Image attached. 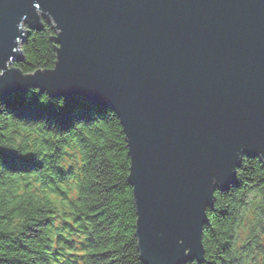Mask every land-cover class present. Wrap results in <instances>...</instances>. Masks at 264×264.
Returning a JSON list of instances; mask_svg holds the SVG:
<instances>
[{"label":"water","instance_id":"1","mask_svg":"<svg viewBox=\"0 0 264 264\" xmlns=\"http://www.w3.org/2000/svg\"><path fill=\"white\" fill-rule=\"evenodd\" d=\"M44 20L55 67L25 74ZM0 71V96L39 87L117 113L144 264L202 262L216 192L241 156L264 163V0H0Z\"/></svg>","mask_w":264,"mask_h":264},{"label":"trees","instance_id":"2","mask_svg":"<svg viewBox=\"0 0 264 264\" xmlns=\"http://www.w3.org/2000/svg\"><path fill=\"white\" fill-rule=\"evenodd\" d=\"M55 36L47 20L41 29L31 30L21 46L23 62L15 67L25 74L52 70ZM31 88L0 98L14 114L0 113V264H49L54 209L61 212L60 237L73 239L70 235L87 231V264H144L136 237L128 142L117 113L81 95L63 97L61 108L41 104L39 95L29 97ZM20 118H46L49 123ZM215 196L203 233L204 259L194 264H264V247L254 235L264 233L262 160L243 158L235 181Z\"/></svg>","mask_w":264,"mask_h":264},{"label":"clouds","instance_id":"3","mask_svg":"<svg viewBox=\"0 0 264 264\" xmlns=\"http://www.w3.org/2000/svg\"><path fill=\"white\" fill-rule=\"evenodd\" d=\"M53 25H55V21H53ZM57 33H58V35H59V33H60V30L59 29H57V31H56ZM8 67L10 68V69H12L9 65H8ZM3 75V72L2 71H0V76H2ZM36 90H38V91H36ZM33 94H37V95H39V102L41 103V104H47V103H49V102H51V103H53V104H55L56 105V107L57 108H61V107H63L64 106V103H65V99L63 98V97H59V98H53V97H51V96H49V94H48V92H44L43 94H41L40 93V88L39 87H37V88H31L30 90H29V93H28V95H29V97H31ZM42 97H44L45 99H42ZM4 112H8V113H11V112H9L8 111V108H7V105L5 104V103H3V102H0V113H4ZM11 114H13V113H11ZM112 114H114V113H112V112H109L108 113V116L109 115H112ZM14 115V114H13ZM21 119V118H20ZM21 120H24V121H30V122H33L34 124H40V123H49V121L46 119V118H43V119H39V120H28V119H21ZM82 121H79V122H76L75 123V125H78L79 123H81ZM15 143H19V142H16V141H14ZM25 146H27V145H25ZM246 156H241L240 158H241V160L243 159V158H245ZM257 158H259V157H257ZM260 159V158H259ZM235 172H236V169H235ZM213 183H215V181H213ZM217 190V189H216ZM216 190H214L213 192H212V197H213V193L216 191ZM234 195L237 197V198H240L241 197V193H234ZM252 195H256V189L255 188H253V190H252ZM260 197L259 196H257V199H259ZM207 208H205V210H206ZM262 219H264V218H262ZM254 235H256V236H258V239H257V243H259L262 247H264V233H255ZM194 262H195V260H193V261H191V264H194Z\"/></svg>","mask_w":264,"mask_h":264},{"label":"rangeland","instance_id":"4","mask_svg":"<svg viewBox=\"0 0 264 264\" xmlns=\"http://www.w3.org/2000/svg\"><path fill=\"white\" fill-rule=\"evenodd\" d=\"M42 92V91H41ZM13 92H11V93H7L6 95H3V96H0V98L2 99V98H8V97H11V96H16V95H18V94H14V95H9L8 96V94H12ZM44 93V92H43ZM20 94V93H19Z\"/></svg>","mask_w":264,"mask_h":264},{"label":"bare ground","instance_id":"5","mask_svg":"<svg viewBox=\"0 0 264 264\" xmlns=\"http://www.w3.org/2000/svg\"><path fill=\"white\" fill-rule=\"evenodd\" d=\"M68 177H72V171H69V172H68ZM19 181H20V180H19ZM48 261H49V259H48ZM49 264H52V262L49 261Z\"/></svg>","mask_w":264,"mask_h":264}]
</instances>
